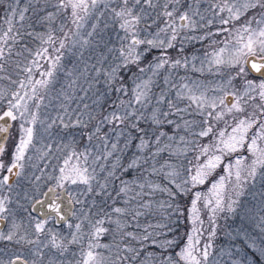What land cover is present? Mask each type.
<instances>
[{"label": "snow or ice", "instance_id": "1", "mask_svg": "<svg viewBox=\"0 0 264 264\" xmlns=\"http://www.w3.org/2000/svg\"><path fill=\"white\" fill-rule=\"evenodd\" d=\"M0 7V264H264V0Z\"/></svg>", "mask_w": 264, "mask_h": 264}, {"label": "trees", "instance_id": "2", "mask_svg": "<svg viewBox=\"0 0 264 264\" xmlns=\"http://www.w3.org/2000/svg\"><path fill=\"white\" fill-rule=\"evenodd\" d=\"M0 15H2V7H0Z\"/></svg>", "mask_w": 264, "mask_h": 264}]
</instances>
